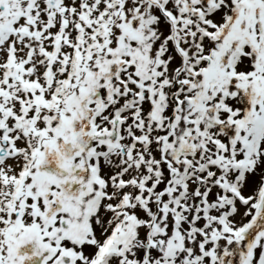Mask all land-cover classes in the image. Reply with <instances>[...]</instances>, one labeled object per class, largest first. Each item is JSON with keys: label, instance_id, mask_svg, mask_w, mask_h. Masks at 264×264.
<instances>
[{"label": "snow or ice", "instance_id": "obj_1", "mask_svg": "<svg viewBox=\"0 0 264 264\" xmlns=\"http://www.w3.org/2000/svg\"><path fill=\"white\" fill-rule=\"evenodd\" d=\"M0 264H264V0H0Z\"/></svg>", "mask_w": 264, "mask_h": 264}]
</instances>
